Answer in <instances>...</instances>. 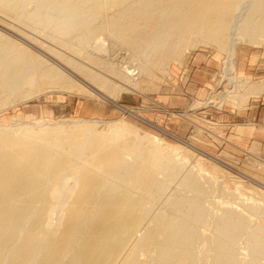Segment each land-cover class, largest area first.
I'll return each mask as SVG.
<instances>
[{
  "label": "bare ground",
  "instance_id": "6f19581e",
  "mask_svg": "<svg viewBox=\"0 0 264 264\" xmlns=\"http://www.w3.org/2000/svg\"><path fill=\"white\" fill-rule=\"evenodd\" d=\"M0 14L74 57L90 50L84 60L92 64L66 58L68 66L112 95L120 88L107 76L124 82L134 72L105 57L107 38L148 76L149 67L163 71L186 48L209 44L226 51L225 77L238 41L264 43V0H0ZM23 48L0 33V108L47 89L82 91ZM261 94L264 80L242 102ZM105 128L85 119L0 128V264H264V225L252 224L237 206L209 212L206 203L215 198L208 194L239 188L230 184L227 191L225 172L190 167L179 146L138 136L125 123ZM214 177L218 186L209 193L205 183ZM246 207L257 216L264 210Z\"/></svg>",
  "mask_w": 264,
  "mask_h": 264
},
{
  "label": "rangeland",
  "instance_id": "374dc122",
  "mask_svg": "<svg viewBox=\"0 0 264 264\" xmlns=\"http://www.w3.org/2000/svg\"><path fill=\"white\" fill-rule=\"evenodd\" d=\"M105 16L106 13L103 12V17L105 18ZM21 25L7 20L6 17H2L0 18V33L15 45L27 49L26 51L29 54L35 57L39 55L37 58L40 63H43L42 65H53V68L64 72L67 77L79 85L82 91L76 92L74 90L68 92L66 90L47 89L46 92L32 99L3 106L0 108V128L27 125L32 128L34 126V129H37L38 126L47 125V123L48 125H53L62 122L69 123L76 119H85L95 123L101 131L107 126V123L114 121L125 123L132 128L134 127L133 130L134 132L136 130L138 136L143 137L149 134V136L158 137L157 139L161 143L179 146L182 153L186 155L187 159L184 161L187 162L185 163L190 167L196 165V167L199 166L210 172L214 170L212 173L216 175L220 173V175H223V172L227 174L226 177L221 179L227 183V191H231L229 188L230 184H236L239 187L234 194H228L227 192L226 196L224 195L226 192H222L224 196L222 197L220 195L222 194L221 191H216L219 194L216 192L210 193V191H214V189H211L215 185L218 186V180L215 177L211 179L209 184L205 183L210 193L207 198H210V196L213 199L215 198L213 201L208 199L209 202L206 200L208 202L206 203L207 205H213L212 209L210 207L211 210L205 204L211 216L214 211L215 214L220 212L221 208L218 209L219 206L222 207L224 205L223 207H225L226 205L231 208H236L235 206H237L236 209L239 208L238 210H240L241 208L240 211L249 218L252 224L264 225V213L262 212L264 210L258 216L252 215L245 210L247 205L264 207V146L259 147L260 143H264V140H255L259 142V144L257 143L259 148H256L255 145L249 147V145L256 142L253 143L252 139L244 138L242 133L237 134L238 128L235 129L234 123H243V120L235 116H230L227 120L224 119L225 121L221 122L229 123L226 126L210 124L215 121L213 119L218 114L243 110L254 99L264 101V94H261L258 97H249L246 102H242V95L253 84L264 80V43L253 44L244 40L238 41L235 62L238 50L245 51L247 56L246 59H243V56L241 63H246L245 67L243 66L246 70L239 69L235 64L234 68L227 71L229 74H226L225 77L226 51L209 44H197L186 48L179 59L170 61L163 71L149 67L152 71L150 70V76H148V74L139 75L140 62L136 61L137 58L131 56L129 51L126 52L125 48L116 46L110 39L107 38L108 41L105 38V43H103L104 46L106 45L107 54L104 56L112 57V61L118 67L128 65L131 69V74L134 72L133 77L130 78V81H133V85L130 81L123 82V80H116L111 76H107L120 88L117 94L112 95L107 88L92 83L73 67L68 66L70 64L66 58L80 61V58H83L81 56L83 52L80 54L75 53L77 57H74L73 53L65 49V47L62 48L60 46L59 48V45L52 42L49 43L50 41L46 40L43 33L35 32ZM86 51L91 53L90 50ZM88 52L86 53L87 56L89 55ZM115 53H118V56ZM123 53L127 54L124 55ZM83 55L86 57L85 54ZM192 56L195 58L194 62L199 60L197 64L203 61L202 68L198 67L197 70H194L195 67L190 64ZM85 60L87 63L92 64L87 59ZM123 62L125 63L123 64ZM190 68H192L191 71H189ZM189 72L191 73L187 76ZM206 75H209L208 80H206ZM134 81H137V83ZM134 83H136L135 86ZM192 128L198 132L196 136H191ZM203 176V180L205 179L206 181L207 173L205 171ZM213 180L214 186H211L210 184L213 183ZM220 182L222 181L220 180ZM171 183L172 185L169 184V188H171V192H174L173 188H177L178 184L176 181ZM167 193L170 194L168 191ZM213 194H215V197ZM230 196L233 198L231 199ZM234 197L236 198L234 199ZM240 199L242 200L240 201ZM210 201L216 202L211 204ZM220 201L221 203H219ZM235 201L237 203L241 202L242 205H238ZM208 226L209 229H206V225L201 229L202 231L205 230L204 232L207 230V233H204L205 235L211 234V226ZM136 234L139 236L141 233L138 231ZM242 239L244 241L240 239L241 241L239 242L241 243L239 244V250H242L239 251L240 257H246L247 253H244V251L247 252V250L241 247L245 246L246 243L245 239ZM142 258L144 259L145 257L143 256Z\"/></svg>",
  "mask_w": 264,
  "mask_h": 264
},
{
  "label": "crops",
  "instance_id": "0c3cea01",
  "mask_svg": "<svg viewBox=\"0 0 264 264\" xmlns=\"http://www.w3.org/2000/svg\"><path fill=\"white\" fill-rule=\"evenodd\" d=\"M243 56H244V58H243ZM246 56H247L246 52L239 49L237 52L238 58L236 57V62H235V64L238 66V68L243 69L244 71L246 69L243 68V66L245 67L246 63H241V59L242 58L246 59ZM194 61H195V58L192 56V61L190 62V64L195 67L194 70H197L198 67L202 68L203 61L199 64H197L199 60H197L196 62H194ZM191 70H192V68L189 69V71H191ZM190 73L191 72H189L187 74V76L190 75ZM193 75H194V73H193ZM208 79H209V75L208 76L206 75V80H208ZM230 116L231 117L235 116V117H238L241 120H243V123L236 122V123H234V125H235V129L238 128L239 132L237 131V134L242 133L243 134L242 136L244 138H250V139H252L251 141H253V143L256 142L254 144L249 145V147L250 146L252 147L253 145H255L256 148L264 146V143H260V146H259L258 145L259 142L255 141L256 139L264 140V101L263 100H259V99L255 100L254 99L251 102H249L243 110H240V111H238V110L237 111H228V112H226V114H218L215 116V119H213L215 121H212V123H210V124L211 125L226 126L229 123L227 124V123H221V122H224ZM197 133L198 132L194 128H192V135L191 136H196Z\"/></svg>",
  "mask_w": 264,
  "mask_h": 264
}]
</instances>
